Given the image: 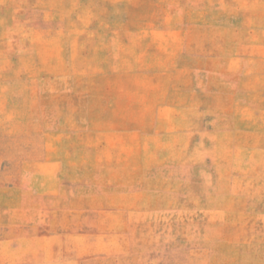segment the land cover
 I'll list each match as a JSON object with an SVG mask.
<instances>
[{"label":"rangeland","instance_id":"1","mask_svg":"<svg viewBox=\"0 0 264 264\" xmlns=\"http://www.w3.org/2000/svg\"><path fill=\"white\" fill-rule=\"evenodd\" d=\"M0 264H264V0H0Z\"/></svg>","mask_w":264,"mask_h":264}]
</instances>
